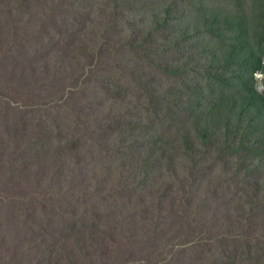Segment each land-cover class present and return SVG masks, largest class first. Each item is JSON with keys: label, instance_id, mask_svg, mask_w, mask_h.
Masks as SVG:
<instances>
[{"label": "rangeland", "instance_id": "1", "mask_svg": "<svg viewBox=\"0 0 264 264\" xmlns=\"http://www.w3.org/2000/svg\"><path fill=\"white\" fill-rule=\"evenodd\" d=\"M240 1L206 0L211 8L251 19L252 33L257 29L264 34L258 14L262 0ZM36 3L33 0L31 11L36 16L29 26L23 18L17 33L13 20L10 28L0 30V264H50L47 247L57 254L51 264H224V253L230 251L238 264H248L242 251L245 244L264 242V214L244 233L248 227L240 201L252 188L245 173L234 184L225 179L227 160L210 167L206 158L194 174L186 173L180 161L176 172H153L146 185L133 190L139 182L143 150H125L128 157L117 158L119 154L100 156L98 147L90 145L89 141L103 136L104 124L113 134L114 124L104 123L108 114L113 115L114 96L107 94L110 81L120 82L127 88L122 92L135 98L137 91L154 95L165 89L170 78L157 53L175 60L173 54L158 42H149L142 50L131 42L141 31L142 13L124 1L60 0L54 5L41 3L42 8ZM155 9L152 5L145 15L150 17ZM6 10L1 1L0 11ZM149 50L155 53L147 57ZM198 54L195 48L191 55L198 59ZM262 58L264 66V47ZM258 73L256 88L263 93L264 67ZM191 82L198 84L199 74L192 75ZM217 97L218 93L207 102V109ZM193 100L182 104L180 116L173 115L166 123L179 147L184 146V135L197 128L196 117L190 115L195 113ZM78 120L80 130L69 136L65 125ZM23 122L30 131L48 128L46 143L55 150L60 148L56 137L64 131L67 137L82 140L71 153L77 163L72 177L67 171L54 177L53 158L48 156L46 162L43 146L34 159L24 153L30 151L27 140L16 138ZM55 125L64 130L54 131ZM126 158L125 170L131 173L123 193L113 188ZM34 166L38 186L35 178L32 184L18 183L12 169L19 180L34 175L30 173ZM110 167L115 175L108 188L110 182L98 176ZM251 176L256 184L262 179L260 173ZM50 206L57 213L44 217ZM38 221L44 226L37 240L30 225ZM48 228L53 236L50 242ZM219 239L226 240L224 247L217 245Z\"/></svg>", "mask_w": 264, "mask_h": 264}, {"label": "trees", "instance_id": "2", "mask_svg": "<svg viewBox=\"0 0 264 264\" xmlns=\"http://www.w3.org/2000/svg\"><path fill=\"white\" fill-rule=\"evenodd\" d=\"M1 1L7 10L0 11V20L4 21L0 30L10 28L13 20L17 33L18 22L21 19L26 18L27 26L34 21L36 13L31 11L34 8L33 0H0V4ZM58 1L60 0H37V3H40L36 5L42 8L41 3L48 2L54 5ZM117 1L132 4L142 13L141 31L131 39L134 48L142 50L149 42H158L176 59H164L161 53H157L162 63L161 68L170 75V78L165 89L161 87L154 95L137 91L136 97L132 98L122 92L127 88L120 82L110 81L107 94L111 93L114 96L111 104L113 115L108 114L104 123L114 124L113 134L107 131L109 126L104 124L103 136L89 141L90 145L98 147L100 156L112 157L111 155L119 154L117 158L123 155L128 157L129 152L125 150L130 152L143 150L141 166L137 172L140 174L139 182L132 188L133 190L146 185L152 179L153 172H176L180 161L186 173L194 174L206 158L210 161V167L227 160L229 170L225 174V179L236 184L239 175L245 173L252 187L251 192L244 193L240 201L242 203L240 213L248 227L244 233H248L253 220L264 214V92L260 93L256 88V73L264 67L262 58L264 34L260 35L257 29L252 33L251 19L221 7L211 8L206 0H110L113 4ZM235 1L238 4L241 2ZM152 5L156 9L147 17L145 11L150 10ZM262 6L258 14L264 25V0ZM18 18L20 19L17 20ZM35 26L39 27L36 21ZM2 37L0 31V39ZM195 48L199 50L198 59L191 55ZM154 53V50H149L146 56ZM180 58L183 60L179 61ZM156 60L153 59L154 64ZM194 74H199L198 84L191 82V76ZM192 88L196 91L194 92ZM216 93L218 97L207 109V102ZM190 98L194 99L192 109L195 112L190 115L196 117L197 128L195 131L190 129L184 135V146L179 147L175 137L168 133L166 123L171 116H180L183 111L181 105ZM81 126V120L72 126L65 125L69 136L78 132ZM53 128L54 131L64 130L62 125H55ZM47 130L45 127L44 130L30 131L23 122L16 132V138L18 141L27 140L30 151L24 153L32 159L36 157L35 151L39 147H44L41 148V153L45 159L47 160L48 156L53 158L56 169L54 177H57V173L65 171L68 172V177H72L76 172L77 163L71 153L80 148L82 140L67 137L64 131V135L60 133L56 137L58 139L56 143L60 148L55 150L46 143L50 135ZM12 132L13 128L5 135ZM95 137L98 138L96 134ZM126 159L128 161L121 166L115 181L116 188H113L123 193L128 190L130 176L129 171L125 170L129 163V158ZM37 168L34 166L30 171L37 177L30 175L19 180L16 171L12 169V172L18 183L32 184L35 178L37 187L39 177ZM255 173L262 175L258 184L251 176ZM113 174L115 175V172L112 173L110 167L109 172L100 171L98 179L105 176L102 179L110 182L109 188ZM63 179L65 178L60 180ZM53 182L54 179L50 184ZM109 197L113 198L112 195ZM51 206L42 213L44 217L49 218L51 214L57 213ZM39 223L40 221L35 226L30 225L31 233L37 240L44 226ZM47 234L50 242L53 236L49 228ZM225 241L219 239L217 245L224 247ZM244 246L242 256L248 257V264L250 260L252 264H264V242L261 239ZM47 251L51 264L57 258V254L52 247H47ZM223 257L224 264H238L234 252L232 254L230 251L228 255L224 253Z\"/></svg>", "mask_w": 264, "mask_h": 264}, {"label": "built area", "instance_id": "3", "mask_svg": "<svg viewBox=\"0 0 264 264\" xmlns=\"http://www.w3.org/2000/svg\"><path fill=\"white\" fill-rule=\"evenodd\" d=\"M257 77H258V78H262V75L258 73V74H257Z\"/></svg>", "mask_w": 264, "mask_h": 264}, {"label": "clouds", "instance_id": "4", "mask_svg": "<svg viewBox=\"0 0 264 264\" xmlns=\"http://www.w3.org/2000/svg\"><path fill=\"white\" fill-rule=\"evenodd\" d=\"M257 73H258V72H257ZM257 73H256V74H257Z\"/></svg>", "mask_w": 264, "mask_h": 264}]
</instances>
